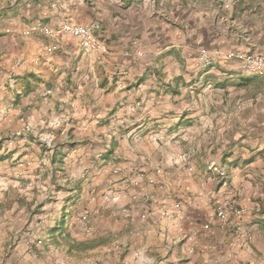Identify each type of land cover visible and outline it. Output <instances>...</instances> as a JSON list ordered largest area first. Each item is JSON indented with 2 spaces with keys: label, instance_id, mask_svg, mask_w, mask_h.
Here are the masks:
<instances>
[{
  "label": "crops",
  "instance_id": "1",
  "mask_svg": "<svg viewBox=\"0 0 264 264\" xmlns=\"http://www.w3.org/2000/svg\"><path fill=\"white\" fill-rule=\"evenodd\" d=\"M23 1L0 0V116L5 117L0 134L19 127L14 112L21 108L37 135L48 116L39 95L53 103L49 115L84 118L76 124L71 118L48 146L34 134L12 147L0 140V179L18 180V203L10 202L5 210L0 206V264H94L96 258L99 264H264V82L243 72L234 59L207 68L195 64L196 41L209 49L219 45L264 54V0H63L66 10L78 13L74 22L100 24L97 35L109 53L102 64L96 55L95 67L108 72L95 77L94 84L115 87L82 93L79 108L54 85L70 82L66 72L81 53V42L74 37L75 45L67 44L63 55L52 54L48 61L25 55L28 49L18 50V25L25 17H50L48 11L43 17L26 16L29 9L39 12L42 2L26 0L31 8L24 10ZM218 18L238 21L240 31L215 26ZM44 48L34 47L32 53H48ZM136 49L141 57L125 55ZM48 68L52 71L46 75L42 69ZM57 71L65 76L57 77ZM247 85L253 89L243 98L263 95L237 110L232 89ZM91 100L107 105L98 109L88 104ZM130 106L135 110L128 123L112 131L111 117ZM182 151H187L191 174L173 165ZM116 164L123 169L119 174L111 172ZM219 170L225 172L224 183ZM128 174L139 182L127 184V193L150 192L149 205L131 196L103 204L101 193L123 186ZM95 186L100 214L90 221L93 234L86 235L74 216L91 206ZM223 201H231L241 214L220 225L214 206ZM175 204L182 215L177 222L166 216V210L176 212ZM122 206L129 215L119 211ZM2 211L18 213L14 233L15 225L3 220ZM236 223L249 240L233 242ZM31 235L42 237L43 244H32Z\"/></svg>",
  "mask_w": 264,
  "mask_h": 264
},
{
  "label": "rangeland",
  "instance_id": "2",
  "mask_svg": "<svg viewBox=\"0 0 264 264\" xmlns=\"http://www.w3.org/2000/svg\"><path fill=\"white\" fill-rule=\"evenodd\" d=\"M32 1V0H31ZM41 5H42V9L38 12H32L31 9H29L28 11V14H27V11L24 13V17H25V14H27L26 16H29L30 14L32 15H46V12L45 11H48L47 13H49V15L47 17H50L49 21H46V20H43L40 18V16H37V17H33L32 20H30L28 18V20H30V22L27 20V17H25V21H21V25H18V28L20 30H22V28H24L25 26H27L28 24L32 23V22H42V23H45L51 27H58L62 22L64 21H69V22H74L75 20V17L78 13L77 12H73V10H66L65 7H66V2L64 3L63 0H41ZM22 7L25 9L28 8H31V3L29 1H26L24 0L22 3H21ZM26 5H29V6H26ZM47 6L51 7V10L47 9ZM38 12V13H37ZM43 17V16H42ZM45 17V16H44ZM46 17V18H47ZM73 18V19H72ZM237 22L236 20L234 19H224V18H218L215 20V26H219L220 28H224L226 29L227 31L231 30L232 32H239V27H237ZM75 23H78V22H75ZM231 32V34H233ZM19 33V32H18ZM229 34L227 35L226 39L229 38ZM223 39V38H221ZM74 36L71 35L68 36V35H61L59 36V34H56L54 36H51V37H48V36H44V35H38V34H33L29 37H23L20 33L18 35V50L21 49L22 47H25V49L27 50L25 55H30L29 57L33 58V59H36V62H39L40 60L39 59H44L45 61L47 60L48 61V58L47 56H50L52 54H57L59 55V53L62 52V55L64 54L63 48H65V46L67 44H76V41H74ZM231 40V36H230V39ZM232 44L229 45L234 47V42L231 41ZM80 43V42H79ZM200 44V42H195V44ZM198 44L196 45V47L198 46ZM52 46L53 48L51 49L48 48V49H45L44 46ZM80 45L83 47L81 48L79 55L76 59V62L72 65L71 68H69L68 72H66L67 74V77H70L68 80H70L69 83H62L61 82V86H56L54 85V88L58 87L59 88V91H61L60 93H63L65 94L66 97L69 98V102H72L74 99H76V102H75V105L81 107V103H83L81 97L83 95H81L82 93H86V95H88L89 93L91 94H98V93H106V92H111L110 88L113 87V89L115 88L113 86V84H102L101 86L99 85H95V77H106L105 76V73L108 72V68L107 67H102L101 65L98 64L97 68L95 67L96 65V62L98 61V58H96V54H93L91 53L89 50H87L85 48V46H83L82 43H80ZM107 45V44H106ZM223 45V44H221ZM228 45V44H227ZM44 48L45 51H47L48 53L46 52H36V53H32V48L35 47L36 48H39V47H42ZM54 46H56L54 48ZM213 47L215 45H212ZM205 47V46H204ZM213 47H210L211 49H221L223 51H229V52H233V53H251L252 51H243V50H235V49H231V50H225L224 47L222 46H215L214 48ZM209 49V48H208ZM253 52H257V51H253ZM75 55V54H74ZM196 58H197V55H196ZM100 59V57H99ZM105 59V58H104ZM103 59V61H104ZM230 60V59H226V58H216L215 59V62L218 61V60ZM235 60V59H234ZM31 65H34V60L31 59ZM237 61V60H236ZM88 62V63H86ZM101 63V62H99ZM239 63V62H238ZM102 64V63H101ZM195 64L197 65V67H201L197 64V59L195 60ZM214 64H211L209 66H206V67H201V68H207V67H210V66H213ZM40 67H43L44 66H41ZM53 69V68H52ZM44 71V73L46 75H48L47 73L52 71L51 68H48V69H42ZM245 72V71H243ZM245 73H248L249 75L252 74V73H249V72H245ZM55 74V72L53 73ZM57 74L56 75L57 77L58 76H65L63 74V71H61V73H59L57 71ZM110 73H108L109 75ZM161 75H162V72H161ZM93 78H92V77ZM92 78V79H91ZM264 82V81H263ZM57 83V80L55 81L54 84ZM64 86V87H62ZM53 87V86H52ZM253 88L249 87L248 85L245 86V87H241V89H232V99L234 98V100H238L236 102V107H237V104L242 101L243 99H246V98H243L244 95L246 94H249L251 93L250 90H252ZM250 91V92H249ZM246 93V94H245ZM67 94V95H66ZM75 94H78V96H75ZM46 95V94H45ZM43 96L44 95H39V98H38V103H39V106L42 108H44V112L46 113V120L45 119H42L43 121V125L45 127H43V129L36 135V131L34 132V129L33 127L31 126V124L27 121V116L24 115V112L23 110L20 108L21 110V113L20 111L18 110V113L14 112V117L17 121H19V127L16 128V129H13V130H9L7 131L8 133L7 134H0V140L4 141V145H7L8 147H12L13 146V142L17 143L18 140H22V139H28L29 135H36L35 138H37V140L41 141L42 143H44L45 145H51L52 143V140L53 139H57L60 135V127L64 128L66 126H68V124L71 123V118L73 119V122L74 124H76V121H81L84 116H81L80 114H75L73 117L71 116H62V115H59V114H48V112H50V108H47V107H50L52 106L51 103L50 106H49V102H48V99H43ZM73 97V98H72ZM42 98V99H41ZM248 98V97H247ZM105 100H102V102H100L99 100L95 101V100H91L88 104L91 105V106H96L98 107V109H100L101 105L104 104L105 105ZM69 107L71 106V103L68 104ZM67 105V106H68ZM107 105V103H106ZM250 105H254V103L250 104ZM249 105V106H250ZM243 108H248V106L246 107H243ZM94 109V107H93ZM20 114H22V116H24L25 118V121H26V125H24L23 123L24 122H21L20 121ZM114 117H117L114 116ZM114 117H111V119L109 120L108 124H109V128L111 129L112 126H111V120L112 118ZM5 117L1 118L0 116V123L2 122L1 120H3ZM14 121V120H13ZM9 123V122H8ZM125 126V125H124ZM1 127V125H0ZM27 127V128H26ZM123 127V126H122ZM122 127H119V128H122ZM118 128V129H119ZM112 131H117V129H113L112 128ZM32 138V137H31ZM34 138V137H33ZM18 145V144H17ZM187 151L185 153H183V151L178 154V156H176V158H174L172 161H177L176 164H173V165H180L184 168H188L190 165L188 164V158H187ZM182 157H186L187 159V163L186 165L181 163V161L179 160L180 158ZM211 168H213V166H215L214 164L210 165ZM191 167V166H190ZM88 183L92 182V180H86ZM85 181V182H86ZM58 180H56V187H58ZM117 187V186H115ZM119 187H123V188H127V182L124 183V185H120ZM96 186L92 188V190L90 191V194L91 195H94L95 197V200H91L90 198V203H91V206H86L84 207V209L82 210L85 211L87 209H93V210H97V206L96 204L99 202L98 201V196L96 194V190H95ZM90 195V197H91ZM101 197V202L103 204H106L108 203V201H104L102 199V194L100 195ZM128 196L124 197V198H121L119 200V202L122 200V199H126ZM3 199V201H2ZM2 202V203H1ZM10 202H13L14 204L18 203V180L15 179V178H12V179H9V180H5V179H0V206H3V209H8L7 208V205L10 203ZM118 202V201H117ZM117 202H109V203H117ZM94 204V205H92ZM88 207V208H87ZM11 209V206H9V210ZM6 212V211H5ZM2 214H6L7 218L3 219L4 221L9 219L10 220V224L9 225H15L16 228H13L11 229V233H14L15 232V229H18L17 227V222H15L16 218L15 217H18V213L14 212V213H11L10 216H9V212L7 213H4L2 211ZM76 214V213H75ZM1 215V214H0ZM80 215V214H79ZM75 218L77 217L78 218V221H79V216H74ZM93 218L94 216H92L90 218V220L88 221L90 223V221L92 220L93 221ZM93 223H90V226L91 228L93 227ZM72 226L74 227V223L71 222ZM80 224V222H79ZM72 229V228H71ZM75 229H72V232L74 231ZM80 230H81V226H80ZM10 231V230H8ZM76 231H78L76 229ZM71 232V233H72ZM82 232V231H81ZM93 232V231H92ZM90 232V233H92ZM90 233H87V234H90ZM73 234V233H72ZM84 234V232H83ZM86 234V233H85ZM86 234V235H87ZM93 234V233H92ZM91 234V235H92ZM3 235V233L1 234ZM0 235V236H1ZM29 238H31V240L33 239H41V240H44L42 237H34L33 235H31ZM73 239H77V241H81L80 238H76L75 236L72 237ZM90 238V235L87 236L86 239ZM32 244H36V245H42V244H37L36 242H31ZM61 245V244H59ZM75 247H77V245H75ZM56 248V247H55ZM54 251V250H53ZM57 250H55L56 252ZM59 251H62L61 249ZM54 252V253H55ZM95 261V260H94ZM99 264V263H98Z\"/></svg>",
  "mask_w": 264,
  "mask_h": 264
},
{
  "label": "built area",
  "instance_id": "3",
  "mask_svg": "<svg viewBox=\"0 0 264 264\" xmlns=\"http://www.w3.org/2000/svg\"><path fill=\"white\" fill-rule=\"evenodd\" d=\"M101 29V26L99 23H90V24H83V23H75V22H69L64 21L62 22L58 27L54 28L51 27L45 23L42 22H32L22 28L20 31V34L23 37H29L33 34L38 35H44V36H54L56 34H67L72 35L76 39H78L83 46L87 50H89L91 53L96 54L98 57H100V62H104L103 59L107 56L109 53L108 46L106 43L97 35V32H99ZM198 44V43H197ZM143 52L140 49H136L135 51L127 50L125 51L126 56H134V58L141 57ZM216 58H226V59H235L239 62L241 70L245 72H249L252 74L259 75L262 80L264 81V54L258 53V52H251V53H233L229 51H223L221 49H208L207 47H204L202 45L197 46V64L201 67H206L211 64L215 63ZM263 93L258 92L254 97H248L246 99H243L237 104L236 109L240 110L243 107L249 106L250 104L254 103L256 99H260L262 97ZM21 113V110L18 109ZM135 106H130L127 109V112L125 114L119 115L117 117L112 118L111 120V126L113 129H118L119 127H122L126 125L129 121V117L131 113H134ZM18 113V112H17ZM20 116V121L24 122L23 124L27 126L24 116L22 114ZM27 128V127H26ZM181 163L185 164L187 163L186 157H182L179 159ZM177 162V161H175ZM213 169L216 170L217 167L213 166ZM122 167L118 164L114 165L111 172L113 174H119L122 171ZM187 172L191 174L192 168L189 166L187 168ZM142 175V173H139V176ZM131 175H127L126 182L127 184H132L133 182L137 184L139 181L135 180V178L130 177ZM138 176V175H137ZM219 176L221 177V180L225 181V172L222 170H219ZM148 184L153 183V179H148ZM127 185V186H128ZM102 199L104 201L108 202H117L121 198H124L126 196H131V199L136 201L140 200L144 203V205H149L150 201L153 199V195L144 190L139 191L133 194H128L126 188L123 187H114L111 186L104 190L102 193ZM90 199L93 201L95 200L94 195H91ZM174 209L176 212H171L169 210H166V216L173 219L175 222L180 220L182 218V215L180 211H178V204L174 205ZM119 211L122 214L129 215L130 209L122 206L119 208ZM165 211V210H164ZM214 213L215 217L217 218L220 225H224L228 219L234 215L239 216L241 214V210L236 208L235 205L231 201H223V202H217L214 206ZM100 212L98 210H91L87 209L83 211L79 215V222L81 226V231L84 233H90L91 232V226L88 222L92 216L94 218L98 217ZM146 216V212H143L140 214L141 218H144ZM116 220V219H114ZM208 225H204V227H207ZM250 239V234L243 228L242 224L236 223L234 225V228L232 230V240L234 243H241L243 241H247ZM31 242H36L37 244H42L43 240L41 239H32ZM113 246L116 247L117 244L113 243ZM100 262V259L96 258L94 261V264H98Z\"/></svg>",
  "mask_w": 264,
  "mask_h": 264
}]
</instances>
